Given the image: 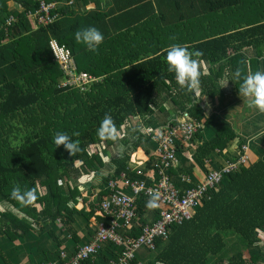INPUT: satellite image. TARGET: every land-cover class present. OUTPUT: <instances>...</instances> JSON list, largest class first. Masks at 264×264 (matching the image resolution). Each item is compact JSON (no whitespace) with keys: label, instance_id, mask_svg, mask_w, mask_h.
<instances>
[{"label":"trees","instance_id":"16d2710c","mask_svg":"<svg viewBox=\"0 0 264 264\" xmlns=\"http://www.w3.org/2000/svg\"><path fill=\"white\" fill-rule=\"evenodd\" d=\"M7 1L0 0L3 5L0 25L10 16L14 22L0 32V204L6 203L13 211L0 210V264H48L58 261L60 249L71 248L72 254H67L75 255L85 245L83 240L91 239L92 233L86 228L91 226L97 231L101 221L109 224L110 219L99 208L108 194L103 190L123 173L137 178L127 153L114 160L116 172L104 178L100 198L96 196L97 201L91 202L90 210H78L70 204L79 194V188L72 189L73 177L81 172L89 174L104 165L90 148L115 144L97 136L105 113L111 114L120 134L130 125L132 117L139 119L142 128L152 124L156 108L164 109L158 103L157 94L167 92L181 114L188 113L190 118L203 124L193 138L197 145L193 155L195 163L205 173L224 166L215 162L214 156L225 158L228 164L251 154L249 145L244 144L226 122L215 129L212 139H204V123L211 119L206 121L200 106L194 104L195 91L189 93L181 89L174 73L167 71L166 53L127 72L120 67H108L105 54L100 50L105 45L110 47L112 37L104 35L96 53L74 39L79 28L98 29L93 26L95 22H86L95 20L94 16L65 26L61 16L66 11L62 3L69 0H14L20 8L11 11L6 6ZM42 1L58 3L53 13L60 18L46 26L38 25L36 17L29 15L39 9ZM79 1L82 0L73 3ZM177 6L178 1L176 9ZM182 8V44L189 51H201V62L209 66L208 74L201 76L203 96L217 97L218 85L227 79L238 95L240 81L233 76L235 69L239 67L247 73L250 66H258L259 60L264 65V0H198L187 8L183 4ZM133 38L131 31L113 42L121 44L122 39L131 41ZM52 40L70 52L79 72L95 77L97 81L89 92L62 86L64 76L54 61L50 49ZM248 50L254 53V59H248ZM58 131L69 136L78 132L79 136L72 138L80 141L81 151L72 157L63 146L56 147L53 138ZM235 140H238L239 152L229 161L230 156L224 151ZM141 144L142 139L135 145ZM192 144L183 138L176 140L179 160L182 152L191 150L188 147ZM244 146L248 147L247 152ZM154 160L145 170L150 169L152 177L158 179ZM183 173L200 183L191 170L174 169L171 175L177 186L182 183L180 179L175 180L176 175ZM148 176L144 171L141 178ZM17 185L22 191L34 190L36 200L24 206L12 198V189ZM150 200L144 195L136 199L137 217L125 230L126 240L138 239L143 226L161 217L158 202L155 201L153 209L146 206ZM58 220L61 227L57 225ZM263 233L264 161L251 155L236 172L224 176L215 189L203 197L191 220L172 226L167 240H156L154 251L145 249L155 254L151 262L141 263L136 258L132 264H157L158 261L160 264H222L217 257L224 252L227 264H260L264 260ZM235 240L239 242L232 243ZM67 243H72L73 247L64 248ZM42 244H48L52 250L43 249ZM245 252L249 259L245 258ZM122 253L123 249L105 244L95 258L83 264H110L119 260ZM25 255L29 257L28 263L23 260Z\"/></svg>","mask_w":264,"mask_h":264},{"label":"crops","instance_id":"0c3cea01","mask_svg":"<svg viewBox=\"0 0 264 264\" xmlns=\"http://www.w3.org/2000/svg\"><path fill=\"white\" fill-rule=\"evenodd\" d=\"M177 1L179 6H177L176 9ZM197 2L198 0H82L71 5L68 2L62 3V7H64L63 9L66 11V14L61 17L63 18L62 21H64V25L69 26L76 25L80 20H85L94 16L95 20L88 19L86 22H95L93 26H97L98 29L102 31L103 36L109 35L112 37L110 47L105 45L103 49L100 50L102 51L101 53L105 54V62L108 67H120L127 72L129 69L136 67L144 61L161 57L172 44L178 43L184 45L182 44L184 36L181 20L182 12L184 11L182 5L184 4L187 8L191 3L196 4ZM2 6L1 4L0 11ZM6 6H8L10 11L20 8V5L14 2V0L7 1ZM59 18L60 16L58 15V19ZM131 31L134 37L131 41L122 39L121 44L113 42L116 38L122 37ZM171 37H175V39H171ZM109 50L111 53L110 56L108 55ZM246 55L249 60L254 59V53L251 50L246 51ZM137 58H139V60H137ZM262 62L263 61L259 60L258 66L254 65L255 71L264 70ZM254 67L250 66L248 72H254ZM201 70L204 75H207L209 66L201 62ZM125 80L126 79H124V81ZM224 82H227V98L223 96V90L220 89V87L217 89L219 92L218 96L214 98L203 96L201 87L199 90L195 91L197 98L194 104L200 106L206 121L209 118L211 119V121L204 123V130H206L207 126L212 128V133L206 140H210L214 136L215 129L219 128L223 122H226L233 130H236L241 141L249 145L251 154L248 156L251 157V155H255L264 161V113L250 108V114H244L245 109L249 108L246 99L234 93V87L230 84V79ZM224 82L219 85H222ZM157 99L159 101L158 103L161 104L164 109L161 110L160 107L156 108L152 124L144 125L140 128L139 119L137 117H132V122L126 127L124 133H119L120 135L118 139L114 141V145H110L109 147H105L104 145L94 146L95 150L99 149L101 151L96 155L100 157L104 165L100 167L99 170H94L95 172L90 171L89 174L81 172L73 177L72 189L79 188V194L76 195L74 200L70 201V204L74 208L78 210L84 208L87 211L90 210L91 202L96 200L97 195L98 200L100 198L99 194L103 190L102 185L104 184V178L111 177L116 172L114 160L120 158L122 155L124 156L126 153L131 157L130 163L132 164V169L136 171L142 170L143 173L144 171L148 172L149 176L147 180L149 183L152 182L153 173L150 172V169H145L148 168V164L152 160L155 159L154 161H157L159 156L156 153L155 147L157 144L155 140L148 139L149 137L144 133V127L148 126L159 130V127L166 125L173 118L183 116V114L178 111L169 93L162 91L157 94ZM238 106H240V108L233 114L232 110ZM140 139H142V144L135 145ZM125 141H127L128 144H126ZM237 141L235 140L231 143L228 149L224 151H227V155L230 156L229 161L238 155L239 146ZM236 142L237 144H235ZM121 145L123 146L122 152L119 151ZM99 146L104 147L106 152H103ZM193 153L194 152L191 150L182 152L180 160H177L176 169L177 171L180 169L191 170L194 176L197 175L195 178L199 180L198 182H201L204 180L205 172L201 166L195 163V156ZM106 156L108 161L105 159ZM213 159L219 165H225L228 162L225 161L223 157L214 156ZM176 176L178 177L175 178V180L180 179V175ZM120 183L121 190L128 194H130L131 191L130 195H132V189L124 187L123 182ZM107 191L109 194V184L108 189L105 191L103 190L104 194H106ZM108 194H106V196ZM0 210L13 211L12 207H3L2 209L0 208ZM18 215L21 217L24 216L23 214ZM57 225L61 227L59 220ZM85 230H89L92 236L90 241L88 237H86V239L83 240V244L92 242L96 236V231L92 230L91 226ZM65 236L68 237L66 233ZM261 240L264 246V233ZM233 242L237 243L239 241L235 240L232 241V243ZM67 244L64 248L68 246L73 247L72 243ZM79 245L80 244H78V246ZM41 246L43 249L52 250L48 244H42ZM63 250L66 254H72L71 248H69V250ZM68 254L67 256H71ZM245 254V258L249 259L248 252H245ZM4 256L8 257L9 255ZM137 259L143 263L151 262L154 257L150 258L148 255L141 252L137 255ZM23 260L28 263L29 257L25 255ZM224 262H226V260ZM260 264H264V260H261Z\"/></svg>","mask_w":264,"mask_h":264},{"label":"built area","instance_id":"2783aa9c","mask_svg":"<svg viewBox=\"0 0 264 264\" xmlns=\"http://www.w3.org/2000/svg\"><path fill=\"white\" fill-rule=\"evenodd\" d=\"M75 0H69L71 5ZM58 8L57 3H47L42 1L38 10L29 15L36 17L40 26L50 25L58 19L55 12ZM14 22L12 16L8 17L3 25H0V32L8 29ZM50 49L54 56V61L58 63L64 80L63 87L79 90L81 93L90 91L92 85L97 81L95 77L84 72H79L78 68L71 57L70 52L60 46L57 41L50 42ZM184 120L177 121L173 118L163 128L156 130L152 127H144V133L147 129L148 137L154 136L156 142V153L159 158L153 163L157 169L158 179L152 180L151 183L147 179H142V170H137V178L129 177L127 174L119 180H111L109 183V194L103 197L100 203V210L105 217L109 218V224L101 221L96 231V236L92 242L86 243L73 256L60 250L58 261L48 264H83L91 258H95L101 247L105 244H112L123 249V253L119 260H113L110 264H131L136 255L145 249L155 250L157 239H168L169 229L174 226H181L193 217L196 206L203 197L223 180L227 174L237 171L240 164L246 163L248 156L244 155L240 160L226 163L223 167L211 170L204 174V180L195 183L190 175H180L181 186H177L171 171L175 168L177 162L176 140L183 138L189 139L195 136L203 127V124L189 117L188 113H183ZM161 129L164 132L161 133ZM247 152L248 147H243ZM123 180V181H122ZM124 187L132 189V195L121 190V183ZM183 185L185 187H183ZM147 196L151 199L155 198L162 208L161 217L153 224L143 226L141 236L136 239L126 240L124 237L125 230L132 224L137 217L136 199L139 196Z\"/></svg>","mask_w":264,"mask_h":264},{"label":"clouds","instance_id":"9594fccd","mask_svg":"<svg viewBox=\"0 0 264 264\" xmlns=\"http://www.w3.org/2000/svg\"><path fill=\"white\" fill-rule=\"evenodd\" d=\"M74 39L76 43L83 44L89 51L96 53L99 45L104 41V36L96 27L87 26L76 30ZM171 39H175V37H171ZM202 56L201 51H189L187 46L178 43L170 45L166 50L167 71L174 73L177 85L189 93L200 88L203 74L200 60ZM233 76L240 81L238 94L246 99L247 106L264 113V70L245 73L237 67ZM73 136L78 137L79 133L74 132L72 136H69L67 133L58 131L53 138L55 146H63L69 156L72 157L81 151L80 141L78 139L74 140ZM97 136L102 140L116 141L118 139L119 133L110 113H105L97 128ZM119 151H123L122 145L119 147ZM11 196L19 200L24 206L32 204L37 198L34 190L22 191L18 185L12 189ZM146 206L149 209L155 208V198L150 200ZM157 264H160V262L158 261Z\"/></svg>","mask_w":264,"mask_h":264},{"label":"rangeland","instance_id":"374dc122","mask_svg":"<svg viewBox=\"0 0 264 264\" xmlns=\"http://www.w3.org/2000/svg\"><path fill=\"white\" fill-rule=\"evenodd\" d=\"M220 87V89H222L223 90V96H225V98H227V83L226 82H224L222 85H218V88ZM225 89H226V92H225ZM168 105V104H167ZM169 106V105H168ZM240 108V106H238V107H235V109H233L232 110V113L234 114L238 109ZM244 114H250V108H246L245 109V111H244ZM186 118V117H185ZM184 116H182V117H178L177 118V121H183L184 119ZM166 126V125H165ZM165 126H163V128L165 127ZM145 132H146V134L148 135V136H150L148 133H147V129L145 130ZM164 132V129H161V133H163ZM212 133V128H209L208 126H207V128H206V130H204V139H206V138H208L209 136H210V134ZM196 136V135H195ZM194 135L191 137V138H189V139H185L186 140V142L187 143H189V144H192L193 143V138L195 137ZM154 139V136H151V137H149L148 139ZM212 139V138H211ZM196 142H199V141H197L196 140ZM201 143V142H200ZM196 144L195 143H193L191 146H189L188 148H190L191 150H193V152L195 151V148H196ZM100 148H101V150H103V151H105L104 150V147H102V146H99ZM91 149V151L93 152V153H95V154H97V153H100L101 151L99 150V149H97V150H95V148H90ZM194 154V153H193ZM189 157V156H188ZM105 159L108 161V158H107V156L105 157ZM177 160H178V157H177ZM191 160H192V158H191ZM177 168V162H176V166H175V168L174 169H176ZM173 169V170H174ZM207 173V172H206ZM179 175H188V174H185V173H183V174H179ZM60 183H62V182H60ZM63 184V183H62ZM207 195V194H206ZM205 195V196H206ZM204 196V197H205ZM156 202H158L157 200H155ZM159 203V202H158ZM3 207H6V208H10V206L9 205H7L6 203L5 204H0V208L2 209ZM195 213V212H194ZM194 215V214H193ZM192 219V218H191ZM190 219V220H191ZM189 221V220H188ZM227 239V233H225V240ZM143 253V254H145V255H148V257H150V258H153V257H155V254L154 253H148L146 250H142V251H140L139 253ZM263 252H264V247H263ZM139 253L137 254V255H139ZM137 255H136V257H135V259L137 258ZM71 256H73V255H71ZM70 256V257H71ZM227 257V255H225V252L223 253V255H220L219 257H217L219 260H220V263H222V264H227V261H226V263L224 262V259H223V257ZM220 258H222V259H220ZM91 259H93V258H91ZM91 259H89V260H91ZM134 259V260H135ZM88 260V261H89ZM133 260V261H134ZM132 261V262H133ZM87 262V261H86ZM85 263V262H84ZM132 264V263H131Z\"/></svg>","mask_w":264,"mask_h":264},{"label":"bare ground","instance_id":"6f19581e","mask_svg":"<svg viewBox=\"0 0 264 264\" xmlns=\"http://www.w3.org/2000/svg\"><path fill=\"white\" fill-rule=\"evenodd\" d=\"M46 2V1H45Z\"/></svg>","mask_w":264,"mask_h":264}]
</instances>
